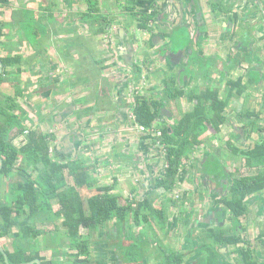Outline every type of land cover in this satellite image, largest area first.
Listing matches in <instances>:
<instances>
[{"label": "crops", "instance_id": "1", "mask_svg": "<svg viewBox=\"0 0 264 264\" xmlns=\"http://www.w3.org/2000/svg\"><path fill=\"white\" fill-rule=\"evenodd\" d=\"M128 2L132 4L134 0L109 1V5L113 6L106 13L110 18H118L117 21L122 23V27L117 24L111 32L112 41H116V44H113L114 57L110 53L111 56L107 58H96L102 61L100 68L103 69V78H107L109 84H114L109 91V104L112 102L111 105H114L109 106L111 109L100 105L98 110L87 113L86 108L80 109L81 99L78 97L71 103L75 108H70L66 117H61L58 121L55 119L64 126L68 123L70 115H73L70 119L76 121V125L70 126L69 131L63 129L61 140L59 137L57 139L59 146L56 151L57 156L65 162L74 159H83L87 164L97 162L94 178L99 183L105 177L107 182L103 186H114L115 194L141 201L150 190L152 182L165 174V151L164 147L154 143L152 138L149 139L131 128L133 108L130 103L135 100L133 90L135 94L141 93L152 100L164 98L162 77L156 68L165 70V66L155 61L163 40L154 36L157 41L152 43L153 47L145 48L143 42L152 34L145 38V35L138 36L139 33L135 31L132 35L131 29L136 30L139 21L131 18L125 11ZM155 7L160 16H167L172 21L174 28L180 29L189 25L193 29L191 51L183 59L185 67L188 68L183 73L186 81L183 79L179 85L180 91H184L187 96L178 100L167 99V111L160 117L158 127L163 124L173 125L184 114L194 110L196 102L189 100L191 91H195V94L206 90L219 92L220 99L228 101L225 114L227 122L215 135L209 131L200 139L205 143L198 147L192 160L185 163L175 190L164 193L163 199L173 197L181 200L182 208L171 210L168 227L165 231L160 229V235L169 238L177 236L176 239L181 245L177 246L176 243L177 247L173 248L175 253L184 255L185 264H197V261L204 257L205 249L202 245L213 244L209 234L212 230L217 235L225 232L241 240L239 245L215 244L219 264H264V191L247 197V214L242 217L236 218L223 203L229 196L233 174L241 172L244 177L250 178L264 171V156L260 159L262 162L251 157V164L246 157L258 146H264V0H160ZM80 9L78 8L76 14H84L87 6ZM195 14L196 17L198 14L197 18ZM237 16L240 17L239 20H236ZM77 25L86 26L79 23ZM161 29L165 31L164 27H157L155 31L163 36L164 31ZM170 29L167 32H170ZM234 35L237 36L233 38ZM246 35L254 37L255 40L247 43L243 38ZM218 40L222 44L220 54L213 48V44ZM26 41L31 46L35 45ZM130 47L133 48V60L136 62L148 60L147 56L152 59L150 64L153 70L145 71L142 76L143 84L139 83L138 87L132 68L126 65L131 64V61L128 63L124 58L126 50L130 51ZM229 47L236 49L232 57L228 54ZM177 48L183 50L185 45L180 44ZM58 51L59 62L56 64L51 58L53 62L50 65V73L54 85L60 86L61 90L57 95L52 92V98H60L63 90L71 95L81 91H93L91 85H83V82L75 80L79 78L80 75H76L82 69L80 62L78 64V60L73 58L77 52L74 50L67 54L63 47ZM243 55L245 56L242 57ZM85 58H90L89 64H92L93 57L81 55V61ZM40 60L44 61L41 56ZM23 62L26 63L25 69L29 70V75L34 77L33 73L39 69L31 64L29 66L30 58H26V61L23 59ZM115 63L117 66L109 67ZM62 68L64 70H60ZM58 70L61 73L69 72L70 80L62 79L63 76L61 80L59 76L56 77ZM83 71L81 70V73ZM175 72L178 74V71ZM36 77L39 78L37 75ZM187 77L190 79L187 80ZM240 79L244 86L235 89L234 84ZM241 90L243 92H240ZM55 107L58 105H55L54 109ZM105 111L106 115L113 117H110V123L113 124L110 125L113 129L111 133L105 129V124L108 123L101 122V116L99 117ZM96 120L101 125L96 124ZM69 123L72 125V121ZM184 211L193 214L189 227L184 222L187 216ZM154 235L158 238V234ZM153 241L157 243L154 239ZM152 242L149 249L153 247ZM242 251L247 252V256ZM150 252L151 256L155 255V259L160 260L157 264L163 263V257L156 250Z\"/></svg>", "mask_w": 264, "mask_h": 264}, {"label": "trees", "instance_id": "2", "mask_svg": "<svg viewBox=\"0 0 264 264\" xmlns=\"http://www.w3.org/2000/svg\"><path fill=\"white\" fill-rule=\"evenodd\" d=\"M38 1V9L32 10L27 4H23L24 0H21L22 6L17 10L14 9L16 12L11 22L0 20L2 24L0 60L4 65L3 74L0 76V159L3 160L0 180L2 178L10 180L9 193L0 201V243L6 240L3 249L9 263L0 250V264H27L38 259L42 264H146L145 259L150 260L149 258L152 257L146 243L152 241L149 237L145 238L144 232L146 231L148 235L150 232L156 234V227L165 231L171 210L182 208L181 200L173 197L163 199L164 195L175 190L185 163L190 162L198 147L205 143L200 139L209 131L215 135L227 122L225 114L228 101L221 100L219 92L206 90L201 94H195V91H191L189 100L196 102L194 110L184 114L173 125L163 124L159 125V128L158 121L162 109L168 103L167 99L178 100L187 95L179 89L178 74L156 68L160 73L159 76H162L164 98L152 100L138 93L130 105L137 124L147 128L157 126V129L162 131L159 137L147 136V138H152L154 143L164 147L165 174L152 182L150 190L145 193L141 201L115 194L114 186H100L98 180L94 178L97 173V162L87 164L85 160L75 162L55 160L51 154L52 147L57 141L55 133H40L36 128L32 129L26 125L28 114L19 104V98L25 96L24 90L19 86L20 75L24 72L23 57L16 48L17 44L5 45V39L15 38V35H18L20 47L24 40H28L32 45H38L30 64L39 69L33 73L40 76L39 88L42 89L41 86L47 84L53 87V89L46 87L45 91H49L47 97H52V92L57 95L61 87L54 85L51 77L50 65L53 61L47 58L48 38L50 34L57 37L78 33L76 21L65 26L64 20L61 21L56 17L52 0H30V3ZM159 1L134 0L132 4L126 3L125 11L131 18L139 21L138 28L141 31L155 34L157 28L154 24L159 23L160 15L157 10L151 13L149 11L155 8ZM84 3L87 5V11L79 14L78 23L88 26L94 38L105 37L111 53L114 52L111 32L117 23V18L106 17L103 14L101 4L105 6L107 4L104 0H85ZM11 5L12 0H1L0 10ZM239 19L240 17L237 16L236 20ZM53 25L56 29L52 32ZM163 34L166 38H170L167 45L176 35L174 32L166 31ZM236 36L234 35L233 38ZM80 38L67 36L63 40L64 52L71 54L73 49L78 48L80 53L81 50H86L85 55L94 58L93 49L97 46L88 48ZM164 49L160 47L158 53L161 51L164 55ZM3 51L6 54H3ZM40 56L44 61L40 60ZM155 57V61H158V55ZM147 58L148 60L134 65V80L137 85L142 83L144 68L147 71L153 70L150 64L152 59L149 56ZM92 60V64L81 61L79 66L82 69L78 74L80 76L75 79L77 82H83L85 85L95 80H103V69L100 68L102 61L96 58ZM112 65L117 66V63L109 67L111 68ZM94 67H98L96 69L98 72L93 79L91 74ZM81 70H84L83 73H80ZM181 80L183 81V78ZM5 83L14 88V95L1 91ZM234 85H236L235 89L244 86L242 79ZM22 138L24 139L22 145H15V141L18 139L23 141ZM263 148L264 146H258L255 151L246 155L248 163L251 157L262 162L263 160L260 159L264 156ZM231 181L229 196L223 200V203L226 209L238 218L247 214L245 203L247 197L264 191V171L250 178L244 177L241 172H236L231 176ZM93 188L97 193L84 198L82 191H91ZM53 201H57L59 205L57 210L54 209ZM185 215L187 216L184 222L189 227L193 214ZM137 228L141 229L140 232ZM106 229L109 233L108 239L117 240L115 245L109 246L108 251L113 255L111 262L107 258L96 259L92 254L95 244L94 233ZM53 233L55 237L51 239ZM209 234L213 244L202 245L205 249L204 257L198 260L197 264H219L215 250L217 243L231 245L241 243L239 238L225 232L217 235L212 230ZM42 237L49 242L50 246L47 248L52 251L51 258L42 255L40 240ZM160 252L163 254L162 251ZM242 253L247 256V252L242 251ZM163 259L162 264H185L184 255L181 253L163 254Z\"/></svg>", "mask_w": 264, "mask_h": 264}, {"label": "rangeland", "instance_id": "3", "mask_svg": "<svg viewBox=\"0 0 264 264\" xmlns=\"http://www.w3.org/2000/svg\"><path fill=\"white\" fill-rule=\"evenodd\" d=\"M21 0H12V5L9 7H5V8H1V18L5 20L6 22H11L15 16V12L14 9L17 10L18 8H20L22 6V3L20 2ZM85 0H54L53 4L56 5L55 11L57 13L56 17L59 20H64L65 22V26H68L69 24H72V21H76V24L79 22L78 19L80 18V16L78 14H75L78 12V8L79 10H81L80 8H84L86 7V4L84 3ZM106 1V6L101 4L102 7V11L103 14L108 17L109 15L105 12H107L109 9H111V7L113 5H109V1L110 0H104ZM114 2V1H113ZM23 4H27L32 10H37L39 7V1L38 2H32L30 3V0H24ZM108 5V6H107ZM82 6V7H81ZM111 13V11H110ZM71 18V20H67V18ZM78 27V33L76 34H71V35H60L54 38V35L50 34L51 36H49L48 38V42H49V50H48V56L50 58H52L53 60H55L56 64L57 62H59L60 59V51H58L59 49H61L63 47V40H65V38L68 36L69 38H74L75 36L81 37L80 39L82 40V43L85 44L86 47L88 48H94V46H97L94 50L95 56L94 58H107L108 56H111V51H110V47L108 45V40L103 37V36H99L97 38H94L90 29H88L87 26H83V27H79V25H76ZM56 29V27H54V25L51 28V31L53 32ZM8 33V31H7ZM13 34H15L13 32ZM85 39V40H84ZM19 40L20 37L17 35H15V38H7L5 39V45H11V44H17V49L19 54L22 55L23 59L26 61V58H30V61L33 59V56L35 54V51L37 50L36 48L38 47V45H29L27 43L26 40H24L23 44L20 47L19 44ZM112 43V42H111ZM48 44V43H46ZM113 44H116V41L113 42ZM75 50V57L76 60H78V64L80 62V64L83 62L85 64L87 63H91V61L88 58H85L84 61L81 62V54L85 55V51L86 50H81L80 51L77 49H73V51ZM3 54H6L3 51ZM18 54V53H17ZM25 56V58H24ZM245 55H243L244 57ZM55 65V64H54ZM29 66H30V62H29ZM32 66V65H31ZM62 67V66H61ZM26 68V63H24V69ZM96 69H98V67H94V71L92 72L91 76L94 79L97 74L96 72H98ZM60 70H64L63 68ZM59 71V70H58ZM29 70L25 69V71L20 75V81H19V86L24 90V97L19 98V104L21 105V107L23 108V110L25 112H27L28 116H27V121L31 122V123H26V125H28L30 128H36L38 132L40 133H55V135L57 136V139L59 137V139L61 138V136L64 134L63 133V129H66V131H69V128H71L70 126L74 127L76 125V121L75 119L71 120L70 117H72L73 115H70L69 119H68V123H65L64 125H60V122H57L55 120L56 115L59 112H64L66 111L68 108V106H70L71 103L75 102V100L80 97L81 101L79 102L80 105V109L82 108H86L87 113H90V111H95L98 110L99 106L101 105L102 107H106L105 109H111L112 106V102H110L109 104V94L111 91V87L114 84H109L107 81V78H103L102 81H93V82H89L86 85H91L93 87V91L89 92L85 91L84 92H80V93H73L74 95H71V93H67L66 90H63V92H61L60 94V98L58 99H54V98H41L40 96H42L41 94H37L35 93L36 90L39 92H42V94H48V92L46 91V87H49L50 85H42L41 88L42 89H36L35 87H29V83L30 86H32V84H34L37 81V77L34 74V77H31V75H29ZM81 73V72H80ZM79 74V71H78ZM78 74L76 75V77H78ZM99 74V73H98ZM70 73H61L59 71V73L56 75V77H60V80L63 76L62 79H66L67 81L70 80ZM36 77V78H35ZM100 77V75H99ZM40 78V76H39ZM75 79V78H74ZM162 79V78H161ZM130 79H128L129 81ZM63 81V80H62ZM45 83H47L46 81H44ZM87 82V80H86ZM143 83H141L142 85ZM139 85H137L138 87ZM134 87V86H132ZM53 89V87H50V89ZM133 90V89H132ZM1 91H3L4 93L8 94V95H14V88H12V86L8 83H5L2 85ZM44 92V93H43ZM64 93H66L67 95H65ZM134 95L135 92L133 90ZM30 94V95H29ZM64 96V97H63ZM135 96H133L134 98ZM133 98L131 99L133 101ZM58 105L60 106V109L58 108L57 111L54 110V106ZM77 107V106H76ZM75 108V107H74ZM89 108V109H88ZM91 108V109H90ZM55 111V112H54ZM97 115V114H96ZM101 116V122L105 121L106 123H108V125L105 124L106 126V130L108 133H111L113 131V129L110 127V125H113L112 123H110V114L106 115V111L101 115H99V117ZM108 116V117H107ZM113 118V117H111ZM70 121H72V125L69 123ZM96 124L101 125L97 120H96ZM61 127H60V126ZM61 140V139H60ZM23 143V141H20V139L15 141V145L17 146H21ZM85 150V149H84ZM79 159H76L75 161H77ZM83 160V159H80ZM73 161V162H75ZM99 176V175H98ZM97 176V177H98ZM99 179L101 177H98ZM10 180H8L7 178H2L0 180V201L4 200L5 196L8 195V190H9V183ZM97 181V180H96ZM102 182H100V186H103L107 181L105 180V177H103V179L101 180ZM83 197L84 198H89L90 196H93L94 194L97 193V191H95V188H93L91 191L90 190H83ZM54 204V209L57 210L59 208V205L57 203V201H53L52 202ZM186 214H189V212L184 211ZM138 229V228H137ZM136 229V230H137ZM141 230V229H140ZM139 231V229H138ZM144 232V231H143ZM156 234H158V238L150 232V234L148 235V233L145 231V238L149 237V239L152 241L153 239L157 242L154 243L152 242L153 247L150 249L152 251L156 250V252H158L162 257L163 254H168L171 255L172 253H175L174 248L173 247H177L178 245H181L180 242H178V240L176 239L177 236L175 238H169V237H165L164 235H160L162 234L161 230L156 227L155 229ZM108 230H98L94 233L93 236V242L94 247L92 250V254L94 255V258L96 259H109V261L111 262V260H113V255L111 252H109V246H113L116 244L117 240L113 239H108ZM160 236V238H159ZM55 237V233H53V235H51V239ZM165 237V238H164ZM169 238V239H168ZM176 239V240H175ZM41 250H42V255L47 257V258H51L52 257V251L48 250L47 246L49 247V242L47 239H45L44 237H42L41 239ZM54 240V239H53ZM147 241V239H146ZM6 243V240L1 241V245L3 246V244ZM54 243V242H53ZM125 243H129L128 241H125ZM131 243V241H130ZM177 243V246L175 245ZM147 248L149 249L150 247V243H146ZM170 245V246H169ZM39 248H40V244H39ZM112 249V248H111ZM162 251L163 254L160 252ZM116 258V256H115ZM150 260H146V264H157L160 260H156L155 259V255H153L151 258H149ZM63 260V259H61ZM117 261V258H116Z\"/></svg>", "mask_w": 264, "mask_h": 264}, {"label": "flooded vegetation", "instance_id": "4", "mask_svg": "<svg viewBox=\"0 0 264 264\" xmlns=\"http://www.w3.org/2000/svg\"><path fill=\"white\" fill-rule=\"evenodd\" d=\"M52 1H54V0H52ZM181 1V0H180ZM191 2H192V0H191ZM189 4V3H188ZM193 4V3H192ZM87 6V5H86ZM190 6V5H189ZM189 6H187V7H189ZM193 6V5H192ZM54 8H56V5H54ZM156 10V7L155 8H151L150 9V13L151 12H153V11H155ZM106 13V12H105ZM57 14V13H56ZM76 14V13H75ZM195 17H196V14H195ZM197 17H198V14H197ZM196 17V18H197ZM160 21H159V23H155L154 25H155V28H157V27H159V28H161V27H164V29H165V31L167 32L168 31V29L169 28H171L170 29V33L171 32H174L175 33V31H176V28H174L173 26H172V21L171 20H169V18H167V16L165 17V16H163V15H161L160 16ZM117 20H118V18H117ZM119 21V20H118ZM117 21V23L115 24V25H119L120 27H122V23H120V22H118ZM157 26V27H156ZM117 27V26H116ZM161 30H163V29H161ZM136 31V33L138 34V36H142L143 37V35H145V38L147 37V35H150V33L149 32H145V31H141L139 28H138V26H137V28H136V30H135V28H132L131 29V32H132V35H134V32ZM164 31V30H163ZM160 32H162V31H160ZM154 36H157V37H159L161 40H163V43L161 44V46L160 47H164V48H167V42H168V39L167 38H165V36L163 35V36H161V35H158L157 34V32L155 33V34H152V35H150V38L148 37V39H146V40H144V42H143V47H145V48H152L153 47V45H152V43H154L155 41H157V38H154ZM55 38V37H54ZM141 38V37H140ZM152 38V39H151ZM165 38V39H164ZM139 41V40H138ZM216 46H218V47H216ZM221 46H222V44L219 42V40H218V42L216 43V44H213V48H214V50H215V52L217 53V54H220V52H219V50H220V48H221ZM49 47L50 46H48L47 47V50H46V53H47V55H48V50H49ZM226 47H228V46H226ZM131 48V47H130ZM230 48V51H229V55H230V57H232V55H233V52L236 50L235 48H232V47H229ZM130 51H132V53H134L133 52V48H131L130 49ZM188 53H189V51H188ZM124 58H126V61L129 63L130 61H131V55L130 54H128V55H124ZM182 59H176L175 57H170V56H168V58L167 59H164L163 61L164 62H162L163 63V65L165 66V71L166 72H170V73H176L175 71H179V70H181L182 68H183V65H182V60L185 58V57H181ZM24 63V62H23ZM185 67V66H184ZM24 68V67H23ZM25 70V69H24ZM183 76V79H185V76L184 75H182ZM162 77V76H161ZM190 78H188V80H189ZM38 80H39V78H37V81L34 83V84H32V86H30V83H29V87L28 88H31V87H35V90L36 89H40L39 88V82H38ZM183 81L181 80V83H182ZM35 93H37V94H41L42 96H40L41 98H46L47 99V96H46V94H42V92H39V91H37L36 90V92ZM44 93V92H43ZM30 95V94H29ZM52 97H50V99H51ZM74 107V105L73 104H70V106H68V108L69 109H67L66 111H64L62 114H59V116L58 115H56V120L58 121V119H60L61 117H66L69 113H70V108H73ZM57 108H59L60 109V106H58ZM56 107H55V109H57ZM54 109V110H55ZM58 116V117H57ZM28 122V121H27ZM28 123H30V122H28ZM23 140V142H24V139H22ZM59 145L57 144V141L54 143V145H53V147H52V150H51V154H52V157L53 158H55V160H58V161H60V162H65V160H61V157H58L57 155H58V153H57V151H56V147H58ZM72 153V152H71ZM70 155H72V154H70ZM76 159H74V160H67V162L68 161H71V162H73V161H75ZM3 247V246H2Z\"/></svg>", "mask_w": 264, "mask_h": 264}, {"label": "water", "instance_id": "5", "mask_svg": "<svg viewBox=\"0 0 264 264\" xmlns=\"http://www.w3.org/2000/svg\"><path fill=\"white\" fill-rule=\"evenodd\" d=\"M0 2H1V0H0ZM1 28H2V24L0 22V32H1ZM174 34H176L175 37H173L170 40L169 44L167 45V48H165L163 50L165 54L164 55L161 54V51L157 54L158 55V57H157L158 61H156V63L158 62V64L160 63V65H162L163 60L167 59L168 56L175 57L176 59H182L181 57H186L188 55V51H191L190 48H191V39H192V36H193V29L189 25H184V26L180 27V29L176 28V32ZM243 38L246 40L247 43H249L250 41H253V39L255 40L254 37L251 38V37H249L247 35L243 36ZM180 44H184L185 45V49L178 50L177 46L180 45ZM174 49L178 50V52H175ZM126 51H127L125 53L126 55H128V54L131 55V64H126V65L129 68H132L131 70H132V73H133V76H134L133 69H134V65L137 64V62L133 60L134 54L132 52L128 51V50H126ZM153 65L155 66V64H153ZM182 65H183V68L178 71V85H180L181 78H183V76H182L183 73L186 72L187 69H188L187 66L184 67L186 65L184 60L182 61ZM3 71H4V65H3V63L0 60V76L3 74ZM145 71H147L146 68H144L142 76H144ZM187 80H188V77H187ZM184 81H186V77H185ZM166 111H167V105H166L165 108L162 109L161 116L162 115L164 116V113ZM2 167H3V160L0 159V170L2 169ZM0 250L4 253L6 262L9 263L8 256L5 253L1 243H0ZM27 264H42V263L38 259V260L32 261V262L27 263Z\"/></svg>", "mask_w": 264, "mask_h": 264}, {"label": "built area", "instance_id": "6", "mask_svg": "<svg viewBox=\"0 0 264 264\" xmlns=\"http://www.w3.org/2000/svg\"><path fill=\"white\" fill-rule=\"evenodd\" d=\"M131 120H132L131 128L139 134H142L145 136H152V137H159L162 135V131L160 129H157V127L155 126L147 128V127L137 124L136 118L135 116H133V114L131 116Z\"/></svg>", "mask_w": 264, "mask_h": 264}, {"label": "clouds", "instance_id": "7", "mask_svg": "<svg viewBox=\"0 0 264 264\" xmlns=\"http://www.w3.org/2000/svg\"><path fill=\"white\" fill-rule=\"evenodd\" d=\"M27 133V132H26ZM23 139V138H22Z\"/></svg>", "mask_w": 264, "mask_h": 264}]
</instances>
